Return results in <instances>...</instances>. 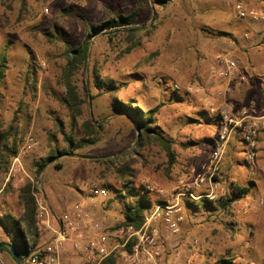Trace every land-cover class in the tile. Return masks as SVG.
Wrapping results in <instances>:
<instances>
[{"label": "rangeland", "instance_id": "1", "mask_svg": "<svg viewBox=\"0 0 264 264\" xmlns=\"http://www.w3.org/2000/svg\"><path fill=\"white\" fill-rule=\"evenodd\" d=\"M239 5L249 16L239 15ZM134 11L138 22L130 27L140 32L119 28L88 39L87 63L73 77L85 103L73 122L59 100L65 95L60 82L68 47L87 41L88 24ZM219 57L237 60L247 82L220 79ZM0 64L7 65L0 80V133L20 141L17 157L8 169L0 168V220L21 216L19 190L31 184L36 199L57 217L82 203L105 233H114L110 230L123 220L124 210L117 201L108 202L114 198L109 187L122 185L117 171L128 165L136 188L145 185L160 204L179 203L184 218L179 246L187 256L197 242L193 264H220L223 258L264 264V0H0ZM94 72L117 90L97 87ZM228 87L236 95L242 88L261 104L231 101ZM115 97L145 111L160 106L157 128L172 141L176 155L171 167L161 147L137 148L135 122L113 111ZM226 106L237 119L245 109L252 116L235 127L213 174L212 149ZM87 121L97 133L85 134ZM249 128L256 131L254 148L245 141ZM196 181L203 182L196 186ZM94 186L107 189L108 197L92 199ZM189 196L212 202L229 196L234 202L225 210L220 202L192 211L183 202ZM165 235L162 230L160 238ZM98 236L86 226L72 240ZM108 241V248L122 243ZM69 255L60 264H85L80 253ZM167 261L178 264L170 256Z\"/></svg>", "mask_w": 264, "mask_h": 264}, {"label": "trees", "instance_id": "2", "mask_svg": "<svg viewBox=\"0 0 264 264\" xmlns=\"http://www.w3.org/2000/svg\"><path fill=\"white\" fill-rule=\"evenodd\" d=\"M164 0H156L157 3H162ZM68 9L66 12L71 13ZM83 23H87L86 18L81 15H77ZM138 11H134L129 15H116L111 19L101 23L100 25L88 24V38L81 46L76 49L68 47L66 52L67 63L63 70V75L61 82L65 87V95L61 97L60 102L70 111L72 121L75 122L76 119L82 116V106L85 101L82 99L77 84L74 82L73 77L77 74L82 66H85L88 59L89 51V41L88 39L97 33L103 31H112L113 29L122 28L127 30L131 35L140 32L138 28H131L130 26L136 25L138 22ZM130 27V28H128ZM50 37L54 36L52 33H47ZM61 41L66 43L63 37L60 38ZM7 65L0 64V80L4 75L5 68ZM94 74L95 85L99 88L108 87L111 93H114L117 89L113 86V82L104 81L100 79V75L96 72ZM113 111L116 114H127L131 116L135 122L138 140L137 148L139 150L145 149L149 146L156 145L161 147L168 158V165L171 167L175 163V152L172 149V141L168 139L163 131L157 128L156 116L160 110V106H156L154 109L145 111L140 107H135L129 102L120 101L117 97L114 98L112 103ZM82 129L87 134L91 136L97 133V128L90 121L83 123ZM10 133H0V168L7 165V169L11 161L17 157L19 153V140L14 138ZM69 143L73 144V137H68ZM55 156L49 157L48 161L54 160ZM59 166L57 165V168ZM43 168L37 170V174L40 175ZM128 171V174H127ZM119 178L122 179V185L120 187H109V190L113 193V200H109V203L117 201L122 205L124 210V218L118 223L111 231H117L122 228L134 227L139 229L144 223L145 214L148 213L154 205L160 204L163 201H154L152 199L153 193L142 185L141 188H136L132 182L134 172L132 168L126 165L123 168L118 169ZM241 187L238 186L237 189L241 192ZM247 190V189H246ZM235 194H238L235 190ZM184 205L187 209L192 211L198 210L199 208H212L214 203L220 204L223 202V209H227L234 202L231 197L221 199L218 202H212L209 199L205 200H194L189 196L184 201ZM18 204L21 207L22 213L19 218H15L13 215L10 216L9 221L4 219L0 220V225L6 232V236L9 238L10 244L13 245L14 249L23 259L26 258L30 253L35 251L39 245L41 235L39 234L36 227V212L38 208V203L36 196L34 194L31 184L23 186L19 190ZM119 242H122L118 240ZM117 242V241H116ZM0 251H6L11 257L10 250L8 247H3ZM120 251L116 250L102 260L100 264H120ZM14 264H18L13 258ZM220 264H232L229 259H221Z\"/></svg>", "mask_w": 264, "mask_h": 264}, {"label": "built area", "instance_id": "3", "mask_svg": "<svg viewBox=\"0 0 264 264\" xmlns=\"http://www.w3.org/2000/svg\"><path fill=\"white\" fill-rule=\"evenodd\" d=\"M237 10L242 18L249 16L241 5L237 6ZM251 16L258 19L255 13H252ZM218 62L216 75L220 79L229 82H247V77L239 72L237 60L230 57H219ZM226 93L232 94L233 89L228 87ZM220 115L223 125L212 149L210 171H214L213 174L220 168L226 146L235 127L252 116L245 109L241 112V119H237L233 116L232 108L229 106L223 107L220 110ZM257 120L259 119L255 121ZM260 124V122H255L253 126ZM255 133L254 129L249 128L246 129L244 135L245 141L253 148L255 147ZM201 182L196 181V186H200ZM89 195L92 199H106L108 191L105 188L94 186L90 188ZM212 196L213 194L207 195V198ZM37 203V230L41 236L45 234L46 230L51 231L53 239L30 253L25 264H59L60 256L68 243L72 244L73 251L82 255L85 264H100L103 259L118 249H121L120 264H169L167 261L169 256L178 264L182 261L184 264H193L196 257V241H192L187 256L179 246L184 218L177 202L158 204L153 207L145 214L144 223L139 229L127 227L114 231V233H105L102 225L94 221L83 204L75 205L73 209L57 218L46 202L37 200ZM86 226L94 230L99 235L98 238L82 243L72 240V235ZM162 230L166 233L163 239L160 238ZM110 238L115 241L122 240V243L108 248L107 242ZM165 243L166 245L170 244L168 251H165Z\"/></svg>", "mask_w": 264, "mask_h": 264}, {"label": "crops", "instance_id": "4", "mask_svg": "<svg viewBox=\"0 0 264 264\" xmlns=\"http://www.w3.org/2000/svg\"><path fill=\"white\" fill-rule=\"evenodd\" d=\"M242 89V88H241ZM240 88H238V94L239 95H236L237 94V92L236 91H234L233 90V93H232V100L231 101H235V98L236 99H238V101H240L241 103H245V106H248L247 104H249V102H252L253 103V105L256 103V102H259L258 104H261V102L260 101H258L257 99H252V98H250V95H249V93H244V92H242V91H240L241 90ZM242 92V93H241ZM251 103V104H252ZM232 105H233V103H231ZM261 106V105H260ZM260 109H262L261 107H260ZM264 112H262V115L264 116V114H263ZM263 116H261V117H263ZM79 193H81V192H79ZM83 193V192H82ZM82 195V194H81ZM78 204H82V203H77V204H75V205H78ZM74 205V206H75ZM74 206L71 208V209H73L74 208ZM85 207V206H84ZM70 209V210H71ZM86 210H87V208H85ZM88 211V210H87ZM67 211H65V212H62L61 214H60V216L59 217H61L64 213H66ZM52 213H53V211H52ZM54 214V213H53ZM55 215V214H54ZM56 216V215H55ZM57 217V216H56ZM59 217H57V218H59ZM53 225H54V223H53ZM2 233H0V243H8V244H10V240H9V238L6 236V232H5V230H2L1 231ZM53 239V234L51 233V231H48V230H46L45 231V234H43L42 236H41V238H40V241H39V245H38V247H42V246H44L46 243H49V242H51V240ZM6 247V246H5ZM37 247V248H38ZM72 251H73V249H72V244H70V243H68L67 244V246H66V248H65V250L63 251V253L61 254V256H60V260H59V264L61 263L60 261H61V259H63V260H66V259H69V254H71L72 253ZM73 252H76V251H73ZM11 254V253H10ZM12 255H11V257L10 256H8L7 254H6V251H1V253H0V261H1V264H14V261L12 260ZM14 259V258H13ZM67 261V260H66Z\"/></svg>", "mask_w": 264, "mask_h": 264}, {"label": "water", "instance_id": "5", "mask_svg": "<svg viewBox=\"0 0 264 264\" xmlns=\"http://www.w3.org/2000/svg\"><path fill=\"white\" fill-rule=\"evenodd\" d=\"M5 246L9 248L12 257L14 258V260L18 264H25V262L28 260L29 255L26 258L23 259L20 255H18V253L16 252V250L14 249L12 244L0 243V249L5 247Z\"/></svg>", "mask_w": 264, "mask_h": 264}]
</instances>
